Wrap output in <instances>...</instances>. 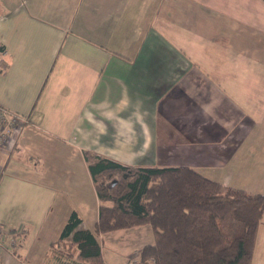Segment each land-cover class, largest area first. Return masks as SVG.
I'll return each mask as SVG.
<instances>
[{
    "label": "crops",
    "instance_id": "1",
    "mask_svg": "<svg viewBox=\"0 0 264 264\" xmlns=\"http://www.w3.org/2000/svg\"><path fill=\"white\" fill-rule=\"evenodd\" d=\"M0 104L29 119L0 148V264H89L61 239L74 211L98 233L86 150L264 193V0H0ZM97 235L105 264L155 240Z\"/></svg>",
    "mask_w": 264,
    "mask_h": 264
},
{
    "label": "trees",
    "instance_id": "2",
    "mask_svg": "<svg viewBox=\"0 0 264 264\" xmlns=\"http://www.w3.org/2000/svg\"><path fill=\"white\" fill-rule=\"evenodd\" d=\"M85 157L101 199L97 232L151 224L155 240L139 264H252L264 193L226 186L188 165L131 166L91 150ZM74 211L62 238L72 233L79 256L105 264L98 233L77 229Z\"/></svg>",
    "mask_w": 264,
    "mask_h": 264
},
{
    "label": "built area",
    "instance_id": "3",
    "mask_svg": "<svg viewBox=\"0 0 264 264\" xmlns=\"http://www.w3.org/2000/svg\"><path fill=\"white\" fill-rule=\"evenodd\" d=\"M29 122L26 116L14 112L0 104V148L12 150ZM139 254L128 264H139Z\"/></svg>",
    "mask_w": 264,
    "mask_h": 264
},
{
    "label": "rangeland",
    "instance_id": "4",
    "mask_svg": "<svg viewBox=\"0 0 264 264\" xmlns=\"http://www.w3.org/2000/svg\"><path fill=\"white\" fill-rule=\"evenodd\" d=\"M106 244H107V239L105 238L104 241L102 240V245H103V252L105 253V256L107 257V255L110 253V250H108V246ZM130 253H132V252H130ZM130 253L129 254H125L123 256V258L121 256H119V255H116V254H114V255H115V257H116V259L118 261H123L124 262V261L128 260V261L132 262L135 256H133V254L130 255ZM257 260H258V255H255L254 264H257ZM252 263H253V260H252Z\"/></svg>",
    "mask_w": 264,
    "mask_h": 264
}]
</instances>
